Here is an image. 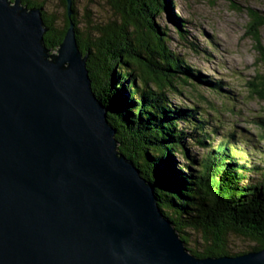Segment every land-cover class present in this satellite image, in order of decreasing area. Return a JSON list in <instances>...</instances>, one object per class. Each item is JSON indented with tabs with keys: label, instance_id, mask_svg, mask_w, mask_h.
I'll use <instances>...</instances> for the list:
<instances>
[{
	"label": "water",
	"instance_id": "obj_1",
	"mask_svg": "<svg viewBox=\"0 0 264 264\" xmlns=\"http://www.w3.org/2000/svg\"><path fill=\"white\" fill-rule=\"evenodd\" d=\"M46 31L41 9L0 0V264H264V247L197 254L201 231L175 228L164 182L122 150L116 103L95 96L74 24L54 54ZM125 111L155 123L144 104ZM235 172L217 180L231 189ZM185 181L181 197L195 207L192 172Z\"/></svg>",
	"mask_w": 264,
	"mask_h": 264
},
{
	"label": "trees",
	"instance_id": "obj_2",
	"mask_svg": "<svg viewBox=\"0 0 264 264\" xmlns=\"http://www.w3.org/2000/svg\"><path fill=\"white\" fill-rule=\"evenodd\" d=\"M45 1L21 0V3L27 8L42 10L47 28L43 39L49 52L58 49L69 23L74 24L78 48L83 56L88 54L86 68L95 96L106 100L110 107L113 101L116 103L110 123L116 130L122 150L145 170H153L160 177L159 181L164 182V201L173 208L175 228L181 234H187L188 230L201 231L204 243L197 254L203 257L232 256L263 248L264 159L262 169L247 161L250 147L255 142L250 145L249 140L238 139L237 133H230L214 144L211 135L217 134V129L200 108H188L167 100L171 95L182 96L184 90L208 105L203 88L224 101L222 107L231 113L234 107L228 109L227 102L236 101L222 82L211 83L203 79L198 71L185 64L181 56L169 50L166 28L157 20L161 11L165 9L170 13L181 36L186 32L183 29L185 22L172 13L173 1L106 0L112 16L101 25L86 21V33L78 30L80 23L74 1L69 18L65 0H58L64 9L62 27L57 26L56 14L44 11ZM230 5L234 8L233 4ZM248 18L246 34L254 40L258 62L264 67V48L260 39L264 12L250 10ZM181 38L186 40L183 36ZM190 46L194 45L190 43ZM248 91L264 101V74L248 83ZM131 103L146 105L155 123L140 125L129 119L125 105ZM160 115H164L167 123L160 121ZM254 116V121L262 129L257 141L264 140V116L258 113ZM193 146L199 148L200 154L190 151ZM228 165L236 166L235 175L230 176H234L231 189L224 177L217 180ZM186 172L193 173V188L188 191L196 201L195 207L181 197L182 185L188 184ZM237 239L252 242L253 246L236 251L233 241Z\"/></svg>",
	"mask_w": 264,
	"mask_h": 264
},
{
	"label": "rangeland",
	"instance_id": "obj_3",
	"mask_svg": "<svg viewBox=\"0 0 264 264\" xmlns=\"http://www.w3.org/2000/svg\"><path fill=\"white\" fill-rule=\"evenodd\" d=\"M41 1V0H40ZM77 10L80 32L86 33V21L92 25H101L111 16L112 11L106 0H72ZM172 13L182 20L186 40L172 23L170 13L161 11L158 22L166 28L167 46L184 59L187 66L198 71L203 79L209 82H222L234 95L235 102H227L229 112L222 107L221 99L214 97L209 89H203L206 103L197 101L188 91L183 95L169 96L167 100L188 108H200L204 117L217 129L211 135L214 144L230 133H237L238 139L249 140L248 164L261 168L264 159V140L257 141L262 129L254 121V114L264 116V101L248 91V83L257 75L264 74V67L258 62L259 56L254 40L247 36L248 11L264 12V0H172ZM44 11L58 16L57 26L64 25V9L58 0H46ZM234 5V8L232 5ZM261 45L264 48V29L260 32ZM192 43L194 46H190ZM50 52V54H54ZM205 79V80H206ZM217 120V121H216ZM211 133L212 131H208ZM253 150V151H252ZM191 152L198 155L200 150L192 147ZM182 160V158H179ZM245 164V161H244ZM262 169V168H261ZM254 175V174H253ZM249 176V175H248ZM251 177V176H249ZM192 239H197L193 236ZM252 242L237 239L233 241V249L241 251L253 246ZM192 245H189L191 247ZM194 246V245H193ZM197 245H195L196 247Z\"/></svg>",
	"mask_w": 264,
	"mask_h": 264
},
{
	"label": "bare ground",
	"instance_id": "obj_4",
	"mask_svg": "<svg viewBox=\"0 0 264 264\" xmlns=\"http://www.w3.org/2000/svg\"><path fill=\"white\" fill-rule=\"evenodd\" d=\"M206 81V80H205ZM205 81H204V83H205ZM216 131V130H215ZM212 133V132H211ZM216 135V134H215ZM231 136V135H230ZM229 138V137H228Z\"/></svg>",
	"mask_w": 264,
	"mask_h": 264
}]
</instances>
